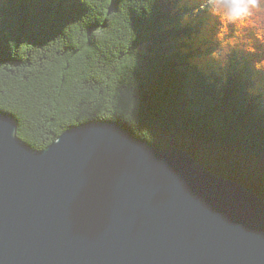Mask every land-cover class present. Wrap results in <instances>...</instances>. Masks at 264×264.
Returning <instances> with one entry per match:
<instances>
[{"label":"trees","instance_id":"16d2710c","mask_svg":"<svg viewBox=\"0 0 264 264\" xmlns=\"http://www.w3.org/2000/svg\"><path fill=\"white\" fill-rule=\"evenodd\" d=\"M0 112L33 150L115 121L264 199V20L211 0H0Z\"/></svg>","mask_w":264,"mask_h":264},{"label":"water","instance_id":"95a60500","mask_svg":"<svg viewBox=\"0 0 264 264\" xmlns=\"http://www.w3.org/2000/svg\"><path fill=\"white\" fill-rule=\"evenodd\" d=\"M0 112V264H264V199L115 121L42 150Z\"/></svg>","mask_w":264,"mask_h":264},{"label":"clouds","instance_id":"9594fccd","mask_svg":"<svg viewBox=\"0 0 264 264\" xmlns=\"http://www.w3.org/2000/svg\"><path fill=\"white\" fill-rule=\"evenodd\" d=\"M211 4L230 20L248 16L264 20V0H211Z\"/></svg>","mask_w":264,"mask_h":264}]
</instances>
